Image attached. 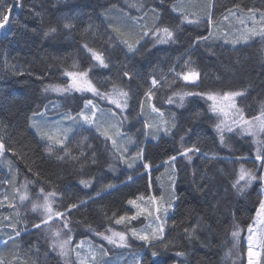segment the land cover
Returning a JSON list of instances; mask_svg holds the SVG:
<instances>
[{
    "label": "trees",
    "instance_id": "trees-1",
    "mask_svg": "<svg viewBox=\"0 0 264 264\" xmlns=\"http://www.w3.org/2000/svg\"><path fill=\"white\" fill-rule=\"evenodd\" d=\"M177 1L17 0L23 6L12 7L9 25L0 30V138L7 149L2 160L7 170L4 181L10 191L21 182L28 184L33 195L41 187L48 192L56 191L55 209L60 211L73 203L87 201L83 207L72 209L65 218L71 228L68 232L75 242L83 238L97 241V233L116 227L113 214L117 218L130 214L128 200L148 195L150 183L156 188L155 174L163 161L176 154L183 136L188 146L195 144L206 155L196 154L191 162L184 158L177 160L175 190L179 199L167 219L165 240L156 241L151 247L138 244L137 251L142 253L140 264H154V260L157 264H179L180 261L243 264L245 244L242 239L235 240L232 232L239 230L241 237L244 235L262 196L258 182L243 194L237 193L231 184L237 179L241 165L253 170L255 146L250 137L234 133H226V144L221 145L209 101L200 96H186L181 107L179 96L174 93L243 91L245 94L238 104L245 115L253 117L261 113L264 39L256 37L244 44H224L214 36L220 32L210 30L207 18L211 12L216 23L217 17L232 8L264 10V0H213L215 6L211 11L210 0L205 1V8L204 3L197 1L194 5L191 1L187 7L182 5L179 11L185 8L201 17L196 25L181 24L177 19L178 13L171 11ZM5 3L11 6L14 0H5ZM65 24L71 27L65 28ZM158 24L176 29L177 41L157 45L150 34L135 45L139 50L133 55L127 53L125 45L117 46L110 39L117 37L135 44L144 31ZM51 28L56 31L45 37L44 33ZM198 36L208 39L193 47ZM85 44L101 53L109 63L107 69L95 67L89 72V78L100 91L115 88L129 93L125 121L116 118L122 132L116 147L143 149L145 161L152 164L150 173L144 171L141 163H133L128 168L118 159L111 140L100 135L101 126L100 132L70 127L73 134L63 149L56 143L60 135H55L50 142L42 139L33 126L35 122L40 126L39 131L48 133L46 125L54 119H45L44 112H61L66 116L80 111L84 95H53L45 89L64 85V73L87 70L97 63L83 47ZM189 69L200 73L195 84L176 78V73ZM124 70L129 71L132 79L123 77ZM153 77L159 81L155 88L151 85ZM150 88L151 102L161 113L154 118L157 128L172 124L175 127L170 128L168 135L156 131L158 136L146 139L140 110ZM169 97L174 101L172 104L167 102ZM51 105L55 106L54 110ZM118 129L115 127L114 131ZM213 154L217 158L213 159ZM241 157L246 159H238ZM81 180L90 181L92 186L84 188ZM108 185L113 187L109 189ZM202 185L207 186L203 192ZM98 192L102 194L97 196ZM2 214L6 221L0 228V239L7 238L8 243L0 247V258L9 264H64L51 248L45 226L40 230L32 227L38 222V215L19 211L12 203ZM193 228L196 238L189 240L184 230ZM14 229L20 231L19 237L15 236ZM10 235L14 240H9ZM153 251L159 253L155 258ZM177 251L185 252L186 256L177 257Z\"/></svg>",
    "mask_w": 264,
    "mask_h": 264
},
{
    "label": "snow or ice",
    "instance_id": "snow-or-ice-1",
    "mask_svg": "<svg viewBox=\"0 0 264 264\" xmlns=\"http://www.w3.org/2000/svg\"><path fill=\"white\" fill-rule=\"evenodd\" d=\"M22 7L23 5L17 0H14L13 5H8L5 3V0H0V30H5L6 26L9 25L10 23V13L12 11V7ZM212 7L215 5L212 4ZM237 7H239L237 5ZM181 8V5L178 3H174L172 6L171 11L178 13L177 19L181 21V24L187 23V24H195L199 23L198 20L195 19H189V15L179 11ZM155 12V9H153ZM231 11V10H229ZM250 13L255 14L257 10L255 9H248ZM261 18H264V12L260 13ZM226 18V17H225ZM157 19L160 20V17L157 16ZM207 22L211 24L212 18L209 15ZM65 28H70L71 25L65 24ZM55 28L49 29L48 32L44 33V36L47 37L50 32H55ZM115 31V29H114ZM154 37L155 39L153 40V43H160V44H167L169 42L175 43L178 39L177 35V30L174 28H171L167 25H162L158 24L156 25L153 29H148L143 32L142 36L140 39H137L135 41V44L129 43L128 40H121L117 37H112L110 38L111 40H115L116 45L119 46L120 44L125 45L127 49V53L135 54L139 49L135 45H139L140 41L146 37ZM252 35H259L262 39H264V30H261L259 32H252ZM208 37L206 36H198L195 38V41L193 42V47L198 46L201 41H206ZM83 47L91 53V58L96 61L97 63L94 65H91L89 69L87 70H81V71H70L64 73L65 76L68 77L69 82L65 87H51V88H46L45 91H57L61 93H70V92H79V93H91L93 97H100L102 99H108L111 104H114L117 109H120L121 112H123L125 109L128 107V98H129V93L126 91H118L117 89H113V92L107 93V92H101L100 89L92 82V80L89 78V72L92 71L93 68L95 67H101L104 69L109 68V63L106 62L105 57L97 52L92 50L91 48L88 47L87 44L83 45ZM126 68V66H125ZM174 71V69H173ZM123 77H128L129 79H132V76H130V73L128 70H124L122 73ZM176 78L177 79H182L186 83H191L195 84L199 78H200V73L193 70L189 69L187 72H178L176 73ZM159 83V81L153 77L151 80V85L152 88H155V86ZM152 88L149 89L145 95L151 99L152 98ZM245 93L243 91H230V92H225L222 94V97H218L216 94H207V93H200V92H193V91H186L183 93H174V95L179 96V101L180 104L179 106H183V101L186 96H200L202 98H206L209 101H213L214 103L210 105V111L213 113L219 112L223 114L224 116H227L228 113L225 112L224 108H228L236 113V116L238 119H233L232 124H235L236 127L234 128L231 124H228L226 120H220V122L215 124V131L217 132L219 136V141L221 145L226 144V139H225V134L226 133H233L239 129V131L242 134L249 135L252 137H257L258 134L264 133V111L260 113L259 116L253 117L251 120L245 119L244 116L242 115L241 110L238 108L236 105L235 101L237 97L243 96ZM119 96L120 98H114L115 96ZM222 99L223 101H226L227 103L225 104L224 108H218L215 101L217 99ZM167 102L169 104H172L174 101L171 97L168 98ZM153 111L159 112L160 110L153 106ZM34 115H36L34 113ZM113 115H116V113H113ZM67 120H71L74 124L80 123V125L83 127L84 125H87L89 128L96 127V130L100 132L99 126L96 124V119H97V106L93 102V99H85L84 101V106L83 109L76 115L73 116L70 113L67 114L65 117ZM243 122V126H241L240 122ZM34 127L38 129L39 134L41 135L42 139L46 140H53V135H50L48 133L39 131L40 126L34 122L33 124ZM145 127H151V125H145ZM175 125H167L165 126L162 131L165 135L170 134V128H174ZM73 131V129H65L63 130V138L62 139H57L56 143H59L61 145V148H64V141L68 139V133ZM157 132L161 131V129L157 128ZM100 135H102L105 140H111L112 146L114 149H116L117 153V158L122 160L128 168H132L134 166L133 162L135 161H140L141 162V167L145 169L146 171H150L152 168V164L150 162L145 161L144 159V154H143V149H139L135 156L131 157L130 162L129 159L126 157L127 153V148L125 149H118L117 146V141L113 139L112 136L108 135L107 131L100 132ZM119 135V133H117ZM257 143H264V141H259L256 140ZM51 146H49V152H51ZM7 151L5 142L3 141L2 138H0V154L4 153ZM196 154H202L206 155L205 153H202L201 149L193 144L191 146L187 145V142L185 141V138L182 136L180 138V147L176 149V154L170 156L167 161H165L166 164L170 165L171 167L175 168V163L179 158H184L187 161L191 162L193 159V156ZM68 155V153H66ZM60 159H64V157H58ZM213 159L217 158L215 154H213ZM238 159H246L244 157L238 158ZM255 162H259L257 165V169L255 171L246 169L241 165V168L238 173L237 179H235L231 187L236 190L237 193L243 194L244 190L248 188L253 181H256L259 183L260 186V195L264 196V150L257 149L255 158ZM93 163H95V158L93 157ZM260 173L259 175L257 173ZM131 179V177H129ZM207 179V177H205ZM241 182H243L241 184ZM171 186H172V197L169 200H163V197H157L156 195L151 196V201L155 205L154 209L151 210H146V209H141L139 212L131 215V216H126V215H121L118 218L113 214L114 222L116 224H121L124 222H131L135 221L138 219L140 215H142L144 212H147V215L149 217H153V212H155V216L153 217L151 224L155 225V227L149 226V229H144L142 231H137L135 228L131 229L132 236H134L136 239L143 241L146 246H153L154 242L158 241L160 243H163L165 240V225H166V219L168 218V214L170 210H174L176 207V201L179 199L175 195V184L176 181L175 179H172L170 181ZM80 184L83 185L84 188H90L91 182L87 180H81ZM109 189L113 187V185H108L107 186ZM201 191L203 192L205 188L207 187L206 185H202ZM102 193H97V196H100ZM58 193L56 191H45L43 187L39 189V192L37 193V197L43 198V203H32L31 211L32 212H37L38 210H42L40 212V215L37 217L38 222H35L32 224V227L40 230L42 225L43 226H48L50 223H55L57 220L63 221V227L67 228L69 232H71V228L69 227V223L65 219L71 212L72 209H78L80 207H83L86 205L87 201H80L79 204L73 203L71 204L67 209L64 211H60L59 209H53L52 204L54 203V198L57 197ZM7 199V196H5V200ZM29 199L27 194L21 195L20 200L24 201ZM89 199L94 200L93 197H89ZM140 200H144V196L138 197ZM161 201H163L161 203ZM129 205L132 207H138L136 200L130 199L127 202ZM2 204V202H0ZM162 217L164 219H162ZM257 217L260 218L259 222L261 224H264V199H261L259 202V209L257 211ZM256 223V221L253 222V225ZM253 225H249L248 227V232H249V237H248V242H249V247H248V264H259L258 260L255 259V257L260 255V252L254 251L253 250V245H257L259 248L264 249V234H262L261 238L259 240L254 239L255 233L253 232ZM25 231H28V229H25ZM185 236L189 240L195 239L196 238V229L193 228L191 230L185 229ZM15 236L19 237L21 235L20 231H17L14 229ZM56 237L60 236V232H56L54 234ZM103 240H107L110 244H117V240L114 239L115 237H119V245L121 247L127 246L126 241L127 237L125 233L122 232H112V235H105L104 233H97ZM240 232L239 230L233 231L232 236L233 238H239ZM15 237L9 236V240H14ZM72 237L69 236L68 240L65 241H57L54 243L53 247H59L61 250V255H66L67 253L65 252V246L71 241ZM3 243L7 244L8 241H3ZM78 245L77 247L82 246ZM165 248L168 247V244L164 245ZM100 251L106 256L107 255V250L101 246ZM159 255V253L153 251L152 256L155 258ZM177 257H185L186 253L182 251H177L175 253ZM77 257H79V252H77ZM93 262L95 261V256L93 255L92 257ZM0 264H9V262L3 258H0ZM79 264H87V260L83 259L79 261ZM104 264H108L107 261L104 262ZM154 264H157V262L154 260ZM179 264H184L183 261H180Z\"/></svg>",
    "mask_w": 264,
    "mask_h": 264
},
{
    "label": "rangeland",
    "instance_id": "rangeland-1",
    "mask_svg": "<svg viewBox=\"0 0 264 264\" xmlns=\"http://www.w3.org/2000/svg\"><path fill=\"white\" fill-rule=\"evenodd\" d=\"M191 1H193V5L195 1H197L199 3L201 2L202 4L204 3V8L206 7L205 6L206 0H178L177 3L180 4L181 6L183 5L184 7H187L191 3ZM212 3H213V0H210L208 3L210 4V11L212 10V6H211ZM229 10L226 11V13L220 18L217 17L215 19V22L217 20L216 23H214V21L211 22L210 30L214 31L216 29V31L220 32L219 34H215L214 35L215 37L221 38L224 44L229 43L231 45H234V44L236 45L237 43L244 44L252 40L253 38L260 37L259 35H252L251 33L264 30V18H261V15H260V13L264 12V10L255 9L257 10L255 14L250 13L249 11L243 10L241 8H232ZM181 12L188 14L189 19H195L198 21H200L201 19L200 16L190 13L189 10L185 8H182ZM210 16H211V12H210ZM138 18H142V16H139ZM194 25H196V23ZM152 38L155 39L154 37ZM156 44L166 45V44H160V43H156ZM65 78H66L65 84L62 86H56V87H65L69 82L68 77L65 76ZM117 90L121 91L119 89ZM51 92H53V95H61V92H57V91H51ZM112 92H113V89L108 91L107 93L111 94ZM70 93H79V92L73 91ZM79 94L84 95L85 99H93V102L97 106V119H96L97 126L99 127L101 126L102 132L109 131L108 135L112 136L113 139H115L118 143L119 142L118 140L121 139L122 132H120V130L118 129L116 118L119 117V119L122 120V122L125 121V118H126L125 110L121 112V110L117 109L114 104H111L108 99H102L100 97H93L91 93H79ZM222 94H216V95L218 97H222ZM114 98L119 99L120 97L117 95ZM239 98L240 97L236 98L235 103L238 106V108L241 110L244 118L251 120L253 117H256V116L247 117L245 115L242 108L238 104ZM84 101L85 100H83L80 111L83 109ZM151 101L152 99H149L146 96L145 99L143 100V104L140 110V116L145 121V125L146 124L151 125V127H146V139L152 138L151 135L158 136L155 134L157 130V124L154 123V118L156 116L160 117V114H161L160 112L153 111V104ZM213 103H214L213 101H209L210 105H212ZM215 103L218 108H224L227 102L218 98L217 101H215ZM49 107H51V109L53 108L52 110L55 109V106L53 107L51 105ZM224 110L225 112L228 113L227 116H224L223 114L219 112L213 113L211 111L212 114L216 118V123L220 122V120H226L228 124H231L235 128L236 125L232 124V121L233 119H238V117L236 116V113L228 108H224ZM262 111H264V107L262 108ZM113 113H116V115H113ZM42 115H45L44 116L45 119H49V120L54 119L53 122H50V124L46 125V128L48 126V129H47L48 133L50 135H53V137H57L55 135H60L59 138L62 139L63 130L71 129L70 127L91 129L87 125H84L82 127L80 123L74 124L71 120L65 119L64 118L65 116H63L64 114H62L61 112L55 113V114H49V112L48 113L44 112ZM76 115L73 114V116H76ZM259 115L260 113L257 116ZM240 123H241V126H243V122L241 121ZM111 125L113 127V131H111ZM115 127H117L118 129L117 131H114ZM92 129H96V127H92ZM161 132H162V129H161ZM117 133H119V135H117ZM233 133L238 134L240 136L250 137L251 141L253 142L255 146V153H254L253 159L255 158L258 148L261 150H264V143L256 142V140L264 141V133L258 134V136L255 138L249 135L242 134L239 131V129H237V131ZM72 134L73 132L68 133V139L64 141V143L70 140V137L72 136ZM227 134H230V133H227ZM50 142H52V140H50ZM128 148L129 150L127 149L128 150L127 158L129 159L130 162H133L131 161V157L135 156L138 149L132 148V147H128ZM3 154L4 153L0 154V202H2V204H0V228L2 227V223L6 221V219L3 218L2 213L7 208V206H9V204L12 203V205L15 206L19 211L20 210L26 211V212H30L34 215L39 216L42 210H38L37 212H32L31 211L32 203L36 202V203L42 204L44 202L42 197L40 198L37 197L38 192L36 193V195H33L32 192H30L29 186L28 184H26V182L18 183L15 187L12 188L11 191L9 188H7V184L4 181L5 178L7 177V170L2 166ZM165 161L162 162L160 170L155 174L156 188L152 186V183H150L148 195H138L135 198H133L134 200H136L138 207H132L131 205L127 203V207L130 209V214L126 216H131L139 212L141 209H146V210L154 209L155 205L151 201V196L153 194L156 195L157 197H163V200H169L172 197V186H170V180L172 176L173 179H175L176 181V178H177L176 163H175V168H173L170 165L166 164ZM133 163L137 164L141 162L135 161ZM258 164L259 162H255L253 171L257 169ZM144 171L147 173H150L151 170L146 171L144 169ZM257 174L259 175L260 173L258 172ZM255 182L256 181H253V183ZM242 183L243 182H241V184ZM24 194H27L29 199L21 201L20 196ZM175 195H176V190H175ZM5 196H7L6 200H5ZM140 196H144L145 199L144 200L138 199V197ZM261 199H264V196H262ZM162 202L163 201H161V203ZM55 206H56L55 203H53L52 204L53 209H55ZM258 209H259V206L255 212L252 222L250 223V225H253V222L256 221V223L253 225V232L255 233L254 235L255 240H259L262 234H264V224H261L259 222L260 218L257 217ZM172 212L173 210L169 211L168 217L172 214ZM154 216H155V212H153V217ZM153 217H149L147 215V212H144L135 221H131L130 223L126 221L121 224H116V227L108 228L102 232L105 235H109V236L112 235V232L125 233L127 237V241H126L127 246H124V247L118 246L120 243L119 237L114 238L117 240V244H110L107 240H103L99 235L95 236L97 241H94L92 239L90 240L88 238H83L75 242L72 238L71 241L65 246V252L67 253L66 255H61V250L59 247H55V248L53 247L54 243H56L57 241L68 240V237L71 236V234L68 232V229L63 227V221L57 220L55 223H50L49 226H45L44 228L46 229L45 230L46 235L50 236L49 243H50L51 248L58 255V257L62 260L64 264H79V261L83 259L87 260V264H104L105 261H107L108 264H140V258H141L142 253L140 251H137V248H139L138 244H144V242L132 236L131 229L135 228L137 231H142L144 229L150 230L149 228L150 225L151 227H155V225L151 224ZM162 219L164 218L162 217ZM167 219H166V222H167ZM248 227L242 237L240 233L239 238H235V240L242 239L243 243L245 244V259L243 261V264H248V247H249ZM56 232H60L59 237H56L54 235ZM6 239H0V247L5 244L3 243V241H8ZM81 242H83L82 246L77 247L78 245H81ZM101 246H103V248L107 250L106 256L100 251ZM253 250L260 252V255L255 257V259L258 260L259 264H264V249L259 248L257 245H253ZM77 252H79V257H77ZM93 255L95 256L94 262L92 259Z\"/></svg>",
    "mask_w": 264,
    "mask_h": 264
}]
</instances>
